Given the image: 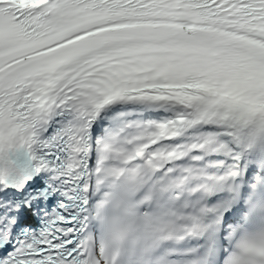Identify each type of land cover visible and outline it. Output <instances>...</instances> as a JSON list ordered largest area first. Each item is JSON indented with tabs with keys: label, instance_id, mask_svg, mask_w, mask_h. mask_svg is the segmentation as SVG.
Segmentation results:
<instances>
[{
	"label": "snow or ice",
	"instance_id": "snow-or-ice-1",
	"mask_svg": "<svg viewBox=\"0 0 264 264\" xmlns=\"http://www.w3.org/2000/svg\"><path fill=\"white\" fill-rule=\"evenodd\" d=\"M0 264H264V0H0Z\"/></svg>",
	"mask_w": 264,
	"mask_h": 264
}]
</instances>
